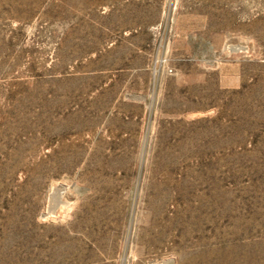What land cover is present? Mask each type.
<instances>
[{
    "label": "rangeland",
    "instance_id": "1",
    "mask_svg": "<svg viewBox=\"0 0 264 264\" xmlns=\"http://www.w3.org/2000/svg\"><path fill=\"white\" fill-rule=\"evenodd\" d=\"M0 264H264V0H0Z\"/></svg>",
    "mask_w": 264,
    "mask_h": 264
},
{
    "label": "bare ground",
    "instance_id": "2",
    "mask_svg": "<svg viewBox=\"0 0 264 264\" xmlns=\"http://www.w3.org/2000/svg\"><path fill=\"white\" fill-rule=\"evenodd\" d=\"M60 200V199H59Z\"/></svg>",
    "mask_w": 264,
    "mask_h": 264
}]
</instances>
